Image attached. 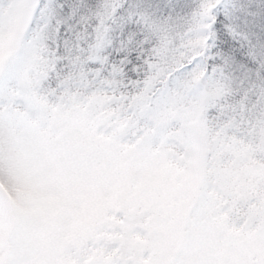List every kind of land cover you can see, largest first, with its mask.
Returning <instances> with one entry per match:
<instances>
[{
    "label": "snow or ice",
    "instance_id": "snow-or-ice-1",
    "mask_svg": "<svg viewBox=\"0 0 264 264\" xmlns=\"http://www.w3.org/2000/svg\"><path fill=\"white\" fill-rule=\"evenodd\" d=\"M0 264H264V0H0Z\"/></svg>",
    "mask_w": 264,
    "mask_h": 264
}]
</instances>
